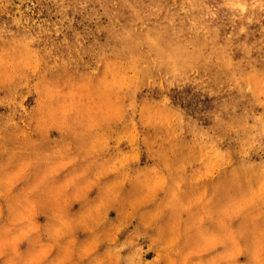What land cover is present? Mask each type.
Here are the masks:
<instances>
[{
	"label": "rangeland",
	"instance_id": "rangeland-1",
	"mask_svg": "<svg viewBox=\"0 0 264 264\" xmlns=\"http://www.w3.org/2000/svg\"><path fill=\"white\" fill-rule=\"evenodd\" d=\"M0 264H264V0H0Z\"/></svg>",
	"mask_w": 264,
	"mask_h": 264
}]
</instances>
